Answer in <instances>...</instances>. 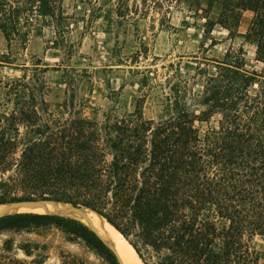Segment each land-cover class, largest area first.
<instances>
[{
	"label": "trees",
	"instance_id": "1",
	"mask_svg": "<svg viewBox=\"0 0 264 264\" xmlns=\"http://www.w3.org/2000/svg\"><path fill=\"white\" fill-rule=\"evenodd\" d=\"M81 1L96 18L104 11L146 14L155 8L148 2L162 0H141L142 6L138 0ZM208 3L221 5L218 22L229 36L238 33L242 11L252 12L243 36L264 63V0ZM67 25L64 0H0V31L8 44L45 28L63 43ZM215 66L202 83L198 113L172 86L175 94L165 95L158 120L144 116L142 91L132 112L107 115L101 124L48 112L36 97L42 79L32 86L26 76H0V205L54 200L91 208L124 235L144 264H262L253 245L255 236L264 237L262 75L246 68L242 47L228 48ZM41 227L59 229L95 256L67 252L50 264H122L77 218L35 211L0 215V233ZM31 244L22 245L27 256ZM1 250L0 264H31L12 253L9 239Z\"/></svg>",
	"mask_w": 264,
	"mask_h": 264
},
{
	"label": "rangeland",
	"instance_id": "2",
	"mask_svg": "<svg viewBox=\"0 0 264 264\" xmlns=\"http://www.w3.org/2000/svg\"><path fill=\"white\" fill-rule=\"evenodd\" d=\"M149 3L155 8L146 14L117 17L113 11H104L95 18L81 0H64L68 27L63 43H57L52 28L31 33L26 42L15 39L10 44L0 31V76L4 80L26 76L32 86L42 79L43 89L36 97L46 102L48 112L57 115L62 110L63 119L84 116L97 124L106 121L107 115L121 117L132 112L142 91L147 92L144 116L158 120L165 95L175 94L172 86L198 113L205 76L215 73L216 62L224 59L228 48H243L246 68L262 75L259 79L264 87V63L256 59L255 45L243 36L251 11H242L238 33L229 36L218 22L222 9L218 3ZM137 4L142 6L141 0ZM105 7L112 3L106 2ZM258 88L255 83L251 92ZM43 115L49 122L50 116ZM195 125L201 130L206 127L198 121ZM6 239L11 241L12 253L31 264L56 263L67 252H87L95 259L79 240H71L55 227L0 233V252ZM25 243H32L31 256L22 250ZM33 243L39 247L34 248ZM253 245L262 253L260 262L264 264V237L255 236Z\"/></svg>",
	"mask_w": 264,
	"mask_h": 264
},
{
	"label": "bare ground",
	"instance_id": "3",
	"mask_svg": "<svg viewBox=\"0 0 264 264\" xmlns=\"http://www.w3.org/2000/svg\"><path fill=\"white\" fill-rule=\"evenodd\" d=\"M13 209L58 213L77 218L94 229L108 245L116 247L123 264H144L124 235L91 208H74L68 203L54 201L21 202L0 205V214L11 212Z\"/></svg>",
	"mask_w": 264,
	"mask_h": 264
},
{
	"label": "water",
	"instance_id": "4",
	"mask_svg": "<svg viewBox=\"0 0 264 264\" xmlns=\"http://www.w3.org/2000/svg\"><path fill=\"white\" fill-rule=\"evenodd\" d=\"M39 201H54V200H39ZM39 201H25V202H39ZM54 202H61V201H54ZM17 203H21V202H17ZM64 203H68V202H64ZM10 204H12V203H10ZM68 204H70V203H68ZM70 205H71V204H70ZM71 206L74 207V208H83V207H75V206H73V205H71ZM0 215H1V214H0ZM109 246H110V248L112 249V251H113L114 253H116V255L119 257L121 263L123 264V262H122V260H121V258H120V254L118 253L116 247H114V246H112V245H109Z\"/></svg>",
	"mask_w": 264,
	"mask_h": 264
},
{
	"label": "crops",
	"instance_id": "5",
	"mask_svg": "<svg viewBox=\"0 0 264 264\" xmlns=\"http://www.w3.org/2000/svg\"><path fill=\"white\" fill-rule=\"evenodd\" d=\"M247 11V10H246ZM249 11V10H248ZM252 18V17H251ZM250 21H251V19H250ZM245 34V33H244Z\"/></svg>",
	"mask_w": 264,
	"mask_h": 264
}]
</instances>
